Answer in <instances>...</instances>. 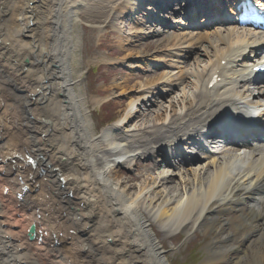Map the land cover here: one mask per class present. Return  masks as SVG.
<instances>
[{"label": "bare ground", "instance_id": "1", "mask_svg": "<svg viewBox=\"0 0 264 264\" xmlns=\"http://www.w3.org/2000/svg\"><path fill=\"white\" fill-rule=\"evenodd\" d=\"M177 1L0 0V196L21 217L8 222L0 200V264H168L150 221L168 232H209L207 253L227 264L264 261V133L258 130H264V92L254 94L264 83L253 71L264 60V27L242 28L248 24L233 17L240 0ZM250 1L264 8V0ZM146 3V12L175 6L178 34L149 51H129L123 43L131 48V23H119L117 55L139 59L166 45L207 43L216 61H196L194 70L173 66L181 74L179 99L165 108L156 101L155 112L135 113L133 103L115 119L142 126L140 136L117 132V125L97 135L72 88L70 25L84 19L100 29L117 10L130 15ZM146 17L164 24L155 14ZM190 27L196 31L187 32ZM167 74L149 78L143 90L155 89ZM140 79L121 75L109 91L131 94ZM213 135L220 137L214 142ZM148 146L178 160L176 153L190 146L196 156L123 177L121 169L145 157ZM172 176L175 192L165 187ZM19 222L29 225L22 238L36 242L27 246L19 232L13 236L10 228Z\"/></svg>", "mask_w": 264, "mask_h": 264}, {"label": "rangeland", "instance_id": "2", "mask_svg": "<svg viewBox=\"0 0 264 264\" xmlns=\"http://www.w3.org/2000/svg\"><path fill=\"white\" fill-rule=\"evenodd\" d=\"M148 4L146 3V6L139 8L137 12L130 15L128 12L122 13L117 10L113 17L115 19H113L108 26L103 24L100 29H98L96 25L88 24L82 18L81 21L76 20L70 25L72 53L70 56L69 68L72 88L76 94L81 96L84 102L86 115L89 117L93 126L92 129L97 135L104 129L117 125V127L114 128L117 132L133 137L140 136L143 129L142 126L138 128H135L134 124L124 126L123 123H115V119L133 103V111L135 113L145 109L155 112L158 110L157 106H154L156 101L165 108L171 101L179 99L182 96V91L176 88L175 85L177 82L175 81L181 74L179 73V69L172 68L173 66L178 65L179 67L186 68V70L189 68L194 70L197 69V65L194 63L196 61V63H200L201 65H210L216 61L211 58V50L208 49L207 43L199 48L195 46L189 47L188 43L178 47L166 45L159 53L154 54L153 52H148L139 59L133 56L126 57V55L131 54V52H124L117 55L119 52L118 37L122 35V31L119 32V30L116 29L119 27V23L123 24L125 21L131 23L130 27L132 31L129 30L126 32V39L132 41L131 48L125 46L126 44L123 43V49H129V51L136 50L138 52L139 49L149 51L151 48H154L155 45H158L160 41L164 43L163 40L165 37L171 34H178L176 29L182 23L179 16L174 12L172 13L170 9L166 12L156 10L146 12ZM175 6L172 8L174 9ZM147 14H155L158 20H161L164 24L160 25L150 21V23H147ZM79 15L82 17L83 13L81 12ZM156 29L160 31L159 35L153 32L154 30L156 32ZM215 29V27H212L209 31L214 32ZM186 31L195 32L196 28H186ZM136 51L132 53L134 56L137 54ZM248 54L251 55V53ZM174 55L178 57L176 58ZM184 57L188 59L185 58L184 60ZM165 74L167 75L162 84L155 89L149 88L143 90V85L149 78L154 75L163 76ZM121 75L140 76L142 78L137 81L139 84L136 91H132L131 94L124 93L121 95H119L120 92L115 94L114 91H109L110 85L114 81H118ZM168 77L172 79H170V81L169 79L166 80ZM188 90L189 89H187V91ZM256 93L261 94V89L255 90L254 94ZM90 99H97L98 102L92 104L89 102ZM150 101L153 103L152 106H150ZM133 111L132 113H134ZM135 113L133 114L134 116L136 115ZM150 120L151 118L144 124L146 126H151L152 123ZM167 147L170 146L167 145ZM193 149L195 148L187 146L179 152L176 151L178 152L176 154L180 156L178 160V158L174 159L170 156L165 157L164 151L160 147L158 152H156L154 146H148L147 153L144 155L145 157L138 156L135 158L132 165L123 167L120 173L123 177L129 178L153 170L157 166L160 167L166 162L178 163L187 158L188 162L186 163H189L190 160L192 161V157L196 156ZM171 178L172 182L165 187H172V192H175L180 189L177 184L178 180L173 176ZM157 189L161 190L162 186ZM0 200L4 201L5 217L8 222L9 220L13 222L21 219L18 214L19 212H17L18 208L12 207L11 203L5 201L1 196ZM18 224L17 227L10 228L11 231H13V236H15V232H19L16 234L21 236L20 239L22 244H33L35 240L25 239V237L22 238L23 233L29 227L28 223L19 222ZM150 228L156 240L160 243L161 252L168 264H227L225 261L213 259L207 253L205 247L212 240V236L209 235V232L193 230L187 233V235L180 231L168 232L160 228L153 221H150ZM232 229L233 227H229L231 232ZM106 242L109 243V239H107ZM39 243L40 241L37 244ZM32 247H34V245H32ZM53 260L57 259H50L47 264H56ZM43 262L44 261H42V263ZM259 264H264V261Z\"/></svg>", "mask_w": 264, "mask_h": 264}, {"label": "water", "instance_id": "3", "mask_svg": "<svg viewBox=\"0 0 264 264\" xmlns=\"http://www.w3.org/2000/svg\"><path fill=\"white\" fill-rule=\"evenodd\" d=\"M31 230H32V229H31V227H30V232H31Z\"/></svg>", "mask_w": 264, "mask_h": 264}]
</instances>
